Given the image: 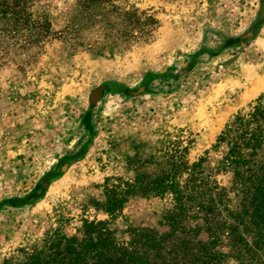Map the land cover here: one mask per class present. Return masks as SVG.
<instances>
[{
  "label": "rangeland",
  "instance_id": "1",
  "mask_svg": "<svg viewBox=\"0 0 264 264\" xmlns=\"http://www.w3.org/2000/svg\"><path fill=\"white\" fill-rule=\"evenodd\" d=\"M29 10L48 34L0 36V264H22L49 238L86 243L91 222L119 245L164 231L172 197L143 198L137 185L203 157L264 94L242 101L264 83V0H30Z\"/></svg>",
  "mask_w": 264,
  "mask_h": 264
},
{
  "label": "trees",
  "instance_id": "2",
  "mask_svg": "<svg viewBox=\"0 0 264 264\" xmlns=\"http://www.w3.org/2000/svg\"><path fill=\"white\" fill-rule=\"evenodd\" d=\"M29 7L30 0H0V36L32 34L36 42L48 34L49 20L33 18ZM101 93L91 94V107ZM221 174L228 186L217 182ZM137 187L146 199L172 197L164 231L134 230L131 241L119 245L102 223L91 222L86 243L49 238L22 264H264V94L225 126L203 157L177 159ZM115 211L105 205V213Z\"/></svg>",
  "mask_w": 264,
  "mask_h": 264
},
{
  "label": "crops",
  "instance_id": "3",
  "mask_svg": "<svg viewBox=\"0 0 264 264\" xmlns=\"http://www.w3.org/2000/svg\"><path fill=\"white\" fill-rule=\"evenodd\" d=\"M262 83L263 82H259L258 85H255L254 87H252L251 89H249L247 92H245L244 96L242 97V101H246L247 99H249V98H251V97L256 96L257 94H259L262 91L263 87H264V83L263 84ZM258 86H261V87H258Z\"/></svg>",
  "mask_w": 264,
  "mask_h": 264
},
{
  "label": "bare ground",
  "instance_id": "4",
  "mask_svg": "<svg viewBox=\"0 0 264 264\" xmlns=\"http://www.w3.org/2000/svg\"><path fill=\"white\" fill-rule=\"evenodd\" d=\"M262 84H263V83H262ZM258 87H261V86H258ZM258 87H257V88H258ZM258 89H259V88H258ZM255 90H256V89H255ZM256 92H257V91H256ZM254 93H255V92H254Z\"/></svg>",
  "mask_w": 264,
  "mask_h": 264
}]
</instances>
